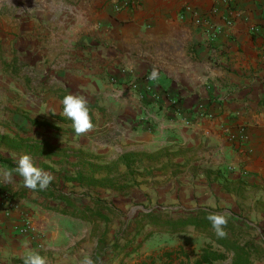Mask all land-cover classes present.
<instances>
[{
    "label": "rangeland",
    "instance_id": "rangeland-1",
    "mask_svg": "<svg viewBox=\"0 0 264 264\" xmlns=\"http://www.w3.org/2000/svg\"><path fill=\"white\" fill-rule=\"evenodd\" d=\"M54 1L60 9H54L56 17L62 15L61 2L72 6L73 12H64L74 18L68 26L59 18L50 19V25L42 9L33 8L30 1L19 12L17 0H0V169L7 168L5 161L15 166L19 156L28 153L54 177L47 189L31 190L13 173L6 181L16 193L13 197L44 209L59 204L68 210V218L77 212L84 219L80 223L84 234L77 246L85 250L83 254L90 252L95 264L97 258L106 264L194 261L211 242L206 233L193 227L171 232L145 213L152 211L166 219L199 209L226 212L234 218L239 240L251 251L252 264H264V207L255 200V192L246 194L234 185L237 179L218 176L219 167H210L195 145H178L172 136H154L150 143L128 136L124 127L130 126V114L118 107L111 94V84L118 80L107 74L97 84L90 72L92 58L79 53L91 45L64 44L63 35H73L76 29L82 0ZM63 90L87 98L94 125L87 133L76 134L72 121L63 115ZM172 101L164 108L156 105L154 114L149 109L131 116L132 124L138 122L135 130H143L145 124L156 129L154 116L158 115L176 122ZM141 102V107L150 103ZM2 136L19 144L7 143ZM126 152L138 153L143 159L138 173H129L124 164L117 163ZM78 174L96 179L110 176L113 185L70 179ZM87 206L100 208L108 217H83L78 209ZM216 264H232V257Z\"/></svg>",
    "mask_w": 264,
    "mask_h": 264
},
{
    "label": "crops",
    "instance_id": "crops-1",
    "mask_svg": "<svg viewBox=\"0 0 264 264\" xmlns=\"http://www.w3.org/2000/svg\"><path fill=\"white\" fill-rule=\"evenodd\" d=\"M28 1L42 9L49 24L59 18L68 26L74 19L64 14L73 12L66 1L59 17L54 0H17L19 12ZM235 3L232 12L222 0H82L76 29L63 38L67 46L91 45L79 53L92 58L93 81L100 84L107 74L118 80L111 94L130 114V126L124 127L128 136L147 143L154 136H172L178 145H195L210 167H219L218 176L237 179L234 185L246 194L255 192L263 209L264 0ZM154 69L157 76L150 79ZM141 99L150 103L141 107ZM171 100L189 122L158 115L156 129L145 124L135 130L132 117L149 109L154 114L156 105L164 108ZM240 128L245 139L238 143L231 136ZM6 181L0 176V264H23L29 251L39 252L48 264H82L90 254L77 246L84 219L68 218L59 204L44 209L13 197ZM97 264L106 262L97 258Z\"/></svg>",
    "mask_w": 264,
    "mask_h": 264
},
{
    "label": "trees",
    "instance_id": "trees-1",
    "mask_svg": "<svg viewBox=\"0 0 264 264\" xmlns=\"http://www.w3.org/2000/svg\"><path fill=\"white\" fill-rule=\"evenodd\" d=\"M61 94V98L67 94L66 91L63 90ZM36 121V120H34ZM42 124V122H37ZM3 141L7 143H13L14 146L19 144V141H14L10 139L8 136L1 137ZM143 159L138 153L135 152H126L120 156L117 163L124 164L128 169L129 173L136 174L139 171V168L142 166ZM5 166L8 169H13V166L9 161L4 162ZM71 180L77 181H85L88 179V183H102V184H112L113 178L110 176H106L100 179H96L95 176H87L83 178L82 174H78L76 176L70 177ZM113 185V184H112ZM60 196L64 198H68L65 194H60ZM71 200L68 198V203ZM64 213H68V210L63 209ZM81 212L80 215L83 217L91 218V217H99L102 219H106L108 216L103 213L100 208H94L87 206L86 209H78ZM91 213V214H90ZM219 213L210 209H199V210H188L185 214L178 218H162L161 216H155L154 212L150 211L145 213V216L148 218H152L155 223L166 226L171 232L177 231H187L190 227L198 229L210 238V243L208 246L204 247L198 257L192 261L188 260L187 262H183V264H216L219 260H224L227 257H232V264H252L251 259V251L247 247L246 244L241 242L238 238L237 228L238 224H236L234 218L228 217V223L224 226L226 235L220 237L216 234L215 230L212 227L211 222L207 219L209 214ZM71 215L78 216L77 212L70 213ZM214 244H217L219 248H214ZM162 264H169L168 262H164Z\"/></svg>",
    "mask_w": 264,
    "mask_h": 264
},
{
    "label": "clouds",
    "instance_id": "clouds-1",
    "mask_svg": "<svg viewBox=\"0 0 264 264\" xmlns=\"http://www.w3.org/2000/svg\"><path fill=\"white\" fill-rule=\"evenodd\" d=\"M157 72L154 69L151 73L150 79H154ZM63 105V115L72 121V126L76 134H84L93 128L92 118L90 116V109L88 107V100L85 96L69 92L61 100ZM13 173L18 174L23 178L24 187L31 190H45L52 180L53 175L37 166L33 157L24 153L19 156L15 162L13 169H0V176L6 180L13 178ZM227 213H212L207 219L211 222L216 234L220 237L226 235L224 226L227 225ZM23 264H48L46 257L39 252L29 251L25 257ZM82 264H93V260L89 256H85Z\"/></svg>",
    "mask_w": 264,
    "mask_h": 264
},
{
    "label": "built area",
    "instance_id": "built-area-1",
    "mask_svg": "<svg viewBox=\"0 0 264 264\" xmlns=\"http://www.w3.org/2000/svg\"><path fill=\"white\" fill-rule=\"evenodd\" d=\"M226 5H228V8H229V10H232V12L234 11L233 9L234 8H232V6H234L236 3H235V0H222ZM188 10H190L191 9V6L190 5H188L187 7H186ZM118 9H119V7H118ZM199 21V20H198ZM130 82V84L133 86V87H137L138 86V83H137V81L136 80H131V81H129ZM155 97L157 98V99H160L161 98V96L159 95V94H155ZM176 104H178V102L176 101V100H173L172 101V105H173V107H172V109H171V111L173 112V114H176V116L177 117H180V116H182V114H181V112H180V109L177 107V105ZM199 109L202 111V112H204V110H202L200 107H199ZM202 115H204L205 116V113H201V116ZM183 117V116H182ZM184 118V117H183ZM184 120L186 121V122H189L190 120H188L187 118H184ZM232 139L233 140H238V143H240L239 141H241V140H243V139H245V132H244V130H243V128H240V130L238 131V133L237 134H233L232 136Z\"/></svg>",
    "mask_w": 264,
    "mask_h": 264
}]
</instances>
